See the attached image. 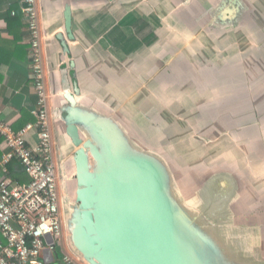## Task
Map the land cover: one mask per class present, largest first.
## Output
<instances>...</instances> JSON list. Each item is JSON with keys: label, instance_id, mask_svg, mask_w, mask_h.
<instances>
[{"label": "crops", "instance_id": "0c3cea01", "mask_svg": "<svg viewBox=\"0 0 264 264\" xmlns=\"http://www.w3.org/2000/svg\"><path fill=\"white\" fill-rule=\"evenodd\" d=\"M245 1L246 17L254 16L233 26L213 23L222 13L219 0H38V8L48 88L56 94L50 116L57 163L53 113L66 79L81 89L80 102L115 112L129 130L147 134V144L163 139L168 159H193L187 152L196 145L197 167L233 175L235 188L222 208L245 243L241 252L264 264V0ZM22 6L23 0H0V117L16 130L34 121L38 99ZM29 141L35 145L37 135ZM6 150L0 136V158ZM63 249L70 251L66 232ZM58 256L45 264H62Z\"/></svg>", "mask_w": 264, "mask_h": 264}, {"label": "water", "instance_id": "95a60500", "mask_svg": "<svg viewBox=\"0 0 264 264\" xmlns=\"http://www.w3.org/2000/svg\"><path fill=\"white\" fill-rule=\"evenodd\" d=\"M215 9L222 11L213 22L219 26L254 16L246 17L245 0H219ZM65 19L73 38L70 5ZM67 82L53 114L66 240L76 257L84 264H256L241 252L245 243L222 208L234 191L233 175L197 167L196 145L187 152L193 159H168L163 139L147 144V134L129 130L115 112L80 102L81 89ZM43 256L59 258L49 248Z\"/></svg>", "mask_w": 264, "mask_h": 264}, {"label": "built area", "instance_id": "2783aa9c", "mask_svg": "<svg viewBox=\"0 0 264 264\" xmlns=\"http://www.w3.org/2000/svg\"><path fill=\"white\" fill-rule=\"evenodd\" d=\"M22 11L30 32L31 69L38 99L32 110L34 121L19 130L0 117V136L7 146L0 158V264H45L44 250L55 252L57 244L62 249V264H84L63 249L65 224L38 0H23ZM31 133L37 135L35 145L29 141ZM15 159L29 176L28 182L9 175V165Z\"/></svg>", "mask_w": 264, "mask_h": 264}, {"label": "trees", "instance_id": "16d2710c", "mask_svg": "<svg viewBox=\"0 0 264 264\" xmlns=\"http://www.w3.org/2000/svg\"><path fill=\"white\" fill-rule=\"evenodd\" d=\"M16 161H18V160L15 159L14 162H16ZM10 171H12V174L14 175V178L16 180L20 181V182H24V181H28L29 180V176L26 174L25 171L19 172L12 165H10Z\"/></svg>", "mask_w": 264, "mask_h": 264}, {"label": "rangeland", "instance_id": "374dc122", "mask_svg": "<svg viewBox=\"0 0 264 264\" xmlns=\"http://www.w3.org/2000/svg\"><path fill=\"white\" fill-rule=\"evenodd\" d=\"M237 36H242V34H237ZM241 42H243L242 40H240ZM240 42V43H241ZM240 43H237V47L236 48H240ZM174 148H176V150L178 152H187V147L186 145H183V144H178V145H174L173 146ZM189 196L191 195V193L188 194ZM65 242V241H64ZM57 252L60 254V256H62V249L60 247V244H57ZM62 258V257H61Z\"/></svg>", "mask_w": 264, "mask_h": 264}]
</instances>
